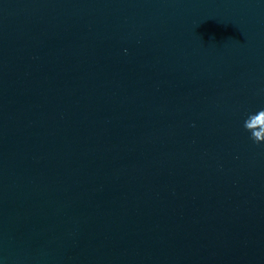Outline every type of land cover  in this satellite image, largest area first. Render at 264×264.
Masks as SVG:
<instances>
[{
    "label": "water",
    "instance_id": "water-1",
    "mask_svg": "<svg viewBox=\"0 0 264 264\" xmlns=\"http://www.w3.org/2000/svg\"><path fill=\"white\" fill-rule=\"evenodd\" d=\"M260 110L264 0H0V264H264Z\"/></svg>",
    "mask_w": 264,
    "mask_h": 264
},
{
    "label": "clouds",
    "instance_id": "clouds-1",
    "mask_svg": "<svg viewBox=\"0 0 264 264\" xmlns=\"http://www.w3.org/2000/svg\"><path fill=\"white\" fill-rule=\"evenodd\" d=\"M260 114H264V110H260L258 113H256V115H260ZM245 128H246V130H248L247 122H245ZM251 139H252L255 143H261V141H259L258 139H256L254 136H251Z\"/></svg>",
    "mask_w": 264,
    "mask_h": 264
}]
</instances>
